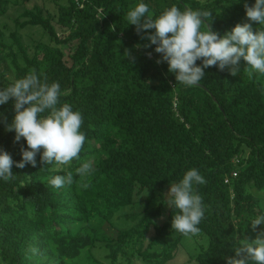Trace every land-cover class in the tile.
Instances as JSON below:
<instances>
[{
    "label": "trees",
    "instance_id": "trees-1",
    "mask_svg": "<svg viewBox=\"0 0 264 264\" xmlns=\"http://www.w3.org/2000/svg\"><path fill=\"white\" fill-rule=\"evenodd\" d=\"M30 1L0 0V88L33 71L59 83L61 103L82 114L86 140L67 165H46L37 153L35 167L14 163L15 178L0 181V264L239 259V241L264 229L247 223L264 210V76L249 79L242 61L235 76L211 66L197 86L185 87L158 62L146 37L154 30L138 34L127 24L138 0H42L29 9ZM145 2L154 15L172 5L207 11L204 22L221 35L238 23L258 27L244 8L254 0ZM22 7L7 20L10 8ZM25 31L37 38L25 40ZM0 113L11 122V99ZM14 137L0 123V149L18 162L26 141ZM87 160L93 171L81 179L75 170ZM191 168L205 179L195 186L204 217L197 234L183 236L171 228L176 210L166 201L170 185ZM67 172L72 184L47 183Z\"/></svg>",
    "mask_w": 264,
    "mask_h": 264
},
{
    "label": "clouds",
    "instance_id": "clouds-1",
    "mask_svg": "<svg viewBox=\"0 0 264 264\" xmlns=\"http://www.w3.org/2000/svg\"><path fill=\"white\" fill-rule=\"evenodd\" d=\"M244 8L246 17L258 24L255 31L250 23H238L221 35L204 22L210 16L207 11L181 10L172 5L154 15L145 0H138L130 7L125 19L127 24L136 26L138 34L142 30H154L146 33V37L150 45H155L154 51L161 54L158 62L167 63L168 72L175 75L177 84L193 87L202 81L204 69L216 66L223 71L227 68L235 76L242 61L249 79L254 74L264 76V0H254L250 6L245 3ZM197 61L201 63L198 65ZM62 95L66 93L61 91L59 83L42 82L34 71L6 88H0V105L11 99L14 111L10 123L0 113V123H4L8 131H14L15 142L21 138L26 141V147L21 146L18 162L0 149V181L15 178L11 171L14 163L21 169L26 164L35 167L37 153L46 165H67L79 158L86 140L81 130L83 117L70 103H61ZM75 171L81 179L90 176L93 171L91 160L82 162ZM47 183L55 189L62 188L73 183V174L54 175ZM204 183L199 171L191 168L178 182L170 185L166 205L176 210L171 228L183 236L199 232L204 206L195 186ZM249 222L254 231L258 225H264V210L249 217ZM235 252L240 258H228L227 264H264V229L251 241H239Z\"/></svg>",
    "mask_w": 264,
    "mask_h": 264
},
{
    "label": "rangeland",
    "instance_id": "rangeland-1",
    "mask_svg": "<svg viewBox=\"0 0 264 264\" xmlns=\"http://www.w3.org/2000/svg\"><path fill=\"white\" fill-rule=\"evenodd\" d=\"M42 3H43L42 0H32V1H30L27 4L26 7L29 8V9H33V7L35 5L36 6H40V5H42ZM45 5H46V7L49 10H51V11L53 10V4L52 3L47 2ZM22 9H23V7L22 8H19V9H17V8H14V9L13 8H10L9 11H8L9 18L7 20L10 21L14 17H16V14L19 13V12H21ZM8 23H10V22H8ZM23 37H24L25 40L31 42L34 38H37V35H36V33L34 31H25L23 33ZM184 259L186 260V258H184V255H181L180 260L181 261H185Z\"/></svg>",
    "mask_w": 264,
    "mask_h": 264
}]
</instances>
